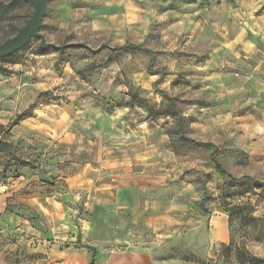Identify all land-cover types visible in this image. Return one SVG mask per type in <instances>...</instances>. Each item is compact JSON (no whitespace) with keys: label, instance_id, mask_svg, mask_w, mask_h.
I'll list each match as a JSON object with an SVG mask.
<instances>
[{"label":"rangeland","instance_id":"rangeland-1","mask_svg":"<svg viewBox=\"0 0 264 264\" xmlns=\"http://www.w3.org/2000/svg\"><path fill=\"white\" fill-rule=\"evenodd\" d=\"M32 12L18 6L0 43ZM263 17L264 0H50L51 45L0 57V130L27 116L3 135L21 160L0 148L20 222L0 217L5 261L264 264V185L183 139L264 181ZM58 247L83 260L49 259Z\"/></svg>","mask_w":264,"mask_h":264},{"label":"trees","instance_id":"trees-1","mask_svg":"<svg viewBox=\"0 0 264 264\" xmlns=\"http://www.w3.org/2000/svg\"><path fill=\"white\" fill-rule=\"evenodd\" d=\"M25 3V0H0V24L3 23V21H9V20H13L14 16H15V10L18 8V6H20L21 4ZM128 47H132V48H144L147 49L150 53H151V58L149 61V66H148V70H151L150 66L153 62V56H152V51L146 47H144L142 44H129V43H125L124 45L121 46H117V49H127ZM161 72H164V68H160ZM160 92L167 97V93L160 90ZM26 114L25 113H20L16 116V118L10 123V125L8 127H6L3 130H0V148H2L3 146H6L9 149V154L11 155V157L13 159H17V155L15 152V148L13 147V145L11 144V142L7 141L6 139L3 138L4 134H8L10 132V130L12 129L13 126H15L20 120L26 118ZM1 127V125H0ZM183 139H185L188 142L197 144V145H209L213 147V150L211 151L209 158L212 161L214 167L223 175H225L231 182L234 183H241V182H250L253 184H257V185H264V181L262 180H258L250 175H241V176H233L231 175L229 172H227L222 165L217 161L216 159V154L218 152L217 147L209 141H199V140H195L191 137L188 136H183ZM17 160H21V159H17ZM23 162V161H20ZM15 164H19V161H17ZM29 164V163H26ZM16 170V169H15ZM2 176H4V171L2 172ZM17 176V175H15ZM89 264H96L93 256L89 259Z\"/></svg>","mask_w":264,"mask_h":264},{"label":"water","instance_id":"water-1","mask_svg":"<svg viewBox=\"0 0 264 264\" xmlns=\"http://www.w3.org/2000/svg\"><path fill=\"white\" fill-rule=\"evenodd\" d=\"M33 5V12L17 32L6 38L0 43V57L7 56L15 50L25 46L32 38H39V46L46 48L51 43L45 41L43 34L40 32L42 19L46 10L47 3L50 0H28Z\"/></svg>","mask_w":264,"mask_h":264},{"label":"crops","instance_id":"crops-1","mask_svg":"<svg viewBox=\"0 0 264 264\" xmlns=\"http://www.w3.org/2000/svg\"><path fill=\"white\" fill-rule=\"evenodd\" d=\"M264 19V17H263ZM9 196L8 193H3L0 195V211H2V215H0V217L2 219H5V221H2V224L5 228H8L9 227V224L11 225V222L13 223L14 226H20V222L14 218V216H11V214L9 213L8 210H6V204H7V197ZM6 212V214L4 213ZM19 228H22L19 227ZM71 238L74 240L76 239V236H71ZM37 241L39 242L37 247H35L36 250L38 251H42V248L44 247V238H40V239H37ZM16 247H18L17 244H13ZM49 250H51V253L48 255L49 259L52 257V256H55L54 259H59V260H63L64 262L65 261H68V262H76V261H82L83 260V257L85 255V253H83L82 249L78 252H76L75 254H64L60 248L58 247L56 250H53L50 248ZM6 254H3V251L0 250V264H17L16 263V257L17 255L13 253H11L10 256H12L14 258L13 262H6L5 261V257ZM52 261V260H50ZM48 261V264H51V262ZM32 264H45V262H43V260L41 258H38L35 263H32ZM53 264H59V263H53ZM86 264H89V260L86 261Z\"/></svg>","mask_w":264,"mask_h":264}]
</instances>
